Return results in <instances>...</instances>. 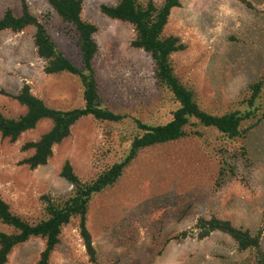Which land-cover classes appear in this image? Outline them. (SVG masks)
Segmentation results:
<instances>
[{
	"label": "rangeland",
	"instance_id": "1",
	"mask_svg": "<svg viewBox=\"0 0 264 264\" xmlns=\"http://www.w3.org/2000/svg\"><path fill=\"white\" fill-rule=\"evenodd\" d=\"M26 1L58 48L81 65L75 29L48 0ZM248 1L251 5L242 0H182L165 29L186 44L173 55L177 74L196 90L200 104L216 114L241 107L250 84L264 75V0ZM116 2L83 0V17L98 26L95 69L104 100L127 114L126 121L82 118L54 147L48 163L34 169L22 162L32 152L21 147L39 139L52 122L41 121L17 141L0 134V191L12 210L28 220L44 217V194L71 192L72 185L61 175L66 160L81 178L91 179L118 159V140L133 129L134 117L164 122L177 106L157 85L149 54L132 45L133 26L102 13V4ZM8 8L21 14L22 0H0V16ZM35 33L36 27L28 26L0 34V91L8 93L0 92V110L10 116L26 111L9 95L17 94L25 82L49 106H82L77 76L44 71ZM198 130L199 136L143 149L114 186L93 197L87 224L100 264H256L254 253L239 250L225 233L215 231L199 239L196 223L200 216L216 214L254 232L262 228L264 249V121L246 139L229 140L214 128ZM243 145L249 152L244 158ZM226 161L235 165L234 174ZM78 223L74 219L63 228L52 264H95ZM0 229L9 231L1 221ZM184 230L185 239L174 238ZM43 248L42 238H31L14 248L7 264H34Z\"/></svg>",
	"mask_w": 264,
	"mask_h": 264
},
{
	"label": "trees",
	"instance_id": "2",
	"mask_svg": "<svg viewBox=\"0 0 264 264\" xmlns=\"http://www.w3.org/2000/svg\"><path fill=\"white\" fill-rule=\"evenodd\" d=\"M251 5L248 0H242ZM49 4L68 25L75 29L82 64L77 65L63 51L49 33L46 26L34 15L26 0H22L21 14L8 8L0 16V34L6 30L14 33L35 26L34 43L38 56L44 60L47 74L70 73L77 76L83 87L84 104L71 109L49 106L45 100L33 93L25 82L17 94H9L26 111L18 116H10L0 110V134L10 141H17L25 132L35 129L43 120H50L52 126L37 140L23 143V151L32 154L23 163L34 169L47 164L53 156L54 147L71 135L75 124L84 117L91 116L101 122L123 124L127 114L110 108L101 92L95 58L99 44L95 38L98 26L83 17V0H48ZM182 0H117L115 4H102L106 16L130 23L135 31L132 45L144 50L154 64V78L157 85L171 96L177 106L171 110L170 118L164 122L146 121L133 118V129L118 140V159L106 166L91 179L84 180L66 160L61 175L72 185L70 193L63 196L44 194V217L31 221L15 213L0 191V221L9 231L0 229V264H7L15 247L31 238H42L44 248L34 264H52L51 256L61 241L63 228L72 220L79 221V231L90 260L100 264L91 231L88 214L93 197L114 186L128 166L143 149L178 141L189 136H199V126L214 128L229 140L246 139L252 128L264 121V75L250 84L247 94L240 101L241 107L216 114L205 109L199 102L196 90L184 83L176 72L173 55L186 49V44L174 34H166L172 10L181 6ZM1 93L8 94L5 91ZM256 123H255V122ZM242 157L249 152L245 145L240 151ZM228 164L234 174L235 165ZM225 170V169H224ZM199 239L210 236L215 231L229 235L242 251L254 253L256 264H264L262 228L254 232L251 228L237 226L230 219L212 214L200 216L196 223ZM188 231L178 233L174 238L182 240Z\"/></svg>",
	"mask_w": 264,
	"mask_h": 264
}]
</instances>
